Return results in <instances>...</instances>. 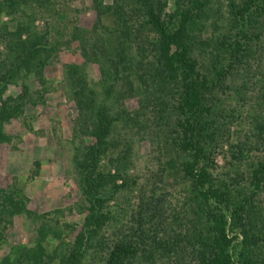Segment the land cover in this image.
<instances>
[{
    "label": "trees",
    "instance_id": "1",
    "mask_svg": "<svg viewBox=\"0 0 264 264\" xmlns=\"http://www.w3.org/2000/svg\"><path fill=\"white\" fill-rule=\"evenodd\" d=\"M39 1L0 0V43H4L0 51V90L4 88L3 84L14 82L15 76L24 70L38 74L40 83H44L38 69L45 66L48 59L44 45L48 26L42 32H36L31 19L18 20ZM115 1L114 11H109L114 23L120 24L142 13L156 36L149 43L139 34L137 26L120 25L115 41L108 39L86 47L83 35H74L82 41L81 55L85 61L98 64L100 77L91 85L85 80L80 66H71L70 71L74 72V77L71 76L74 82L69 76L71 97L77 102L84 121V132L82 130L77 137L79 145L74 149L72 165L86 215L72 248L58 258L59 264H78L77 259L87 249L83 246L102 239L101 232L109 221L116 224L120 221L109 201L116 198L115 193L120 189L133 186L139 187V203L134 210L127 211L130 213L127 224H119L113 232L115 238L103 242L106 250L101 264H130L129 258L135 257L138 245H148V234H152L151 237L156 234L155 237L162 240L154 254L175 256L180 264H264V255L259 253L260 242H264V124L261 121L255 125L258 134L253 140L254 149L261 154L255 158L247 156L242 162L244 150L238 146L236 153L231 152L232 160L226 162V170H222V174L215 173L218 168L215 153L223 149L216 120L209 121L207 116L217 114L207 97L215 87V81L208 77L209 74H203L191 46L194 44L192 31L201 20L207 19L210 0ZM230 5L236 8L235 3L230 2ZM251 5L258 6L261 12L264 0L242 1L238 6L241 18ZM168 6L170 11L162 14ZM96 7L100 15V3ZM262 9L264 12V6ZM6 15L9 19L3 20ZM237 20H233L235 25L230 24L227 29L231 33L238 27L233 41L218 34L220 40L215 38L208 43L218 53H212L204 69L205 72L209 69L218 79L225 74V67L230 69L231 61L238 58L242 41L236 37L247 34ZM253 24L256 28L264 26L257 20ZM23 33H26L24 38ZM130 42L141 44V47L135 46L134 53L129 51L126 55L124 43L130 45ZM117 81L120 88H115ZM256 91V99L264 100V74ZM29 96V90L25 88L17 99H13L12 105L2 100L0 123L21 112L25 98ZM134 96L138 99V107L130 113L122 102L124 98ZM158 118L161 132L164 128L162 120L169 118L175 132L162 133L165 153L157 173L174 180L180 178L182 191H186L187 201L192 202L188 209L182 210L183 214L175 212L172 218L166 214V196H162L153 183L147 189L150 180L146 178L145 184L140 183L139 176L128 170L134 147L132 141L136 139L134 135L136 132L143 136L148 134L149 125L153 122L154 126ZM85 137L93 139L92 143H86ZM2 139L5 137L0 134ZM12 191L0 188V222H10L14 213L24 210V205L17 204ZM25 213L33 219V213L29 210ZM60 232L59 228L42 224L38 228L39 241L30 249L31 260H40L39 254L55 259L54 248L52 252L42 253L43 240L48 236L51 239L60 237ZM185 243L191 245V257L195 259L184 256ZM232 248L236 253L231 251Z\"/></svg>",
    "mask_w": 264,
    "mask_h": 264
},
{
    "label": "rangeland",
    "instance_id": "2",
    "mask_svg": "<svg viewBox=\"0 0 264 264\" xmlns=\"http://www.w3.org/2000/svg\"><path fill=\"white\" fill-rule=\"evenodd\" d=\"M242 1L244 0H210L207 19L201 20V24L195 25L192 31L193 55L201 64L203 74H209L208 77L215 81V87L207 97L217 114L207 116L209 121L216 120L221 131L219 141H222L223 149L215 153V161L218 165L216 174H222V170H226L228 164L226 162L232 160L231 152L236 153L238 146L244 150V157L240 158L242 162L246 161L247 156L255 158L261 154L254 149L253 140H256L258 134L256 123L261 121L264 124V100L256 99L257 86L260 85L264 74V26L260 25L256 28L253 23L257 20L264 24V12H262L264 5H261V12L258 6L251 5L248 13L241 18L242 12L238 6ZM230 2L235 3L236 8L231 6ZM98 3L102 8L100 15L96 7ZM115 4H117L115 0H96V2L41 0L33 5L34 8L26 16L18 18V20L31 19L36 32H42V29L48 26L47 39L44 43L48 59L45 66L38 69L44 80L43 85L38 74L24 70L15 76L14 82H3L4 88L0 90V106L2 100L12 105L13 99H17L25 88H28L31 96L25 98L26 102L21 112L8 121L0 123V134L5 137L0 140V188L13 190L17 204L20 207L24 205V210L19 209L21 213H14L10 222H0V264H59L58 258L63 257L65 251L72 248L74 238L82 227L86 209L83 208L85 202L75 179L72 156L74 149L79 145L77 137L82 130L84 132V121L77 102L71 97L69 76L74 77V72L70 71L71 66H80L81 70H84L85 80L93 85V81L99 79L100 73L96 62L85 61L81 55L82 41L78 37L74 38V35L78 33L83 35L82 40L86 42V47L108 39L115 41L120 25L127 28L129 25L137 26L139 34L149 43L156 36L155 30L147 25L142 13L120 24L114 23L115 19L110 17L109 11H114ZM105 6L109 7L108 10L103 9L106 8ZM170 9V6L163 9L162 14L169 12ZM2 19L8 20L9 17L6 15ZM233 20L244 26L241 28L247 30V34L236 37L242 41L241 51L238 53V58L231 61V68L225 67V74L218 79L209 69L206 72L204 69L208 66V59L212 53H218V50L215 52L208 43L215 38L220 40L221 36L219 37L218 34L233 41L238 27L232 29L231 33L228 32L230 29L227 30L230 24L235 25ZM11 28L13 29L14 26ZM22 37H26V33H23ZM126 44L129 43H124L126 55L129 51L134 53L135 46L141 47V44L133 42H130V45ZM3 48L4 43H0V51ZM41 53L45 55L44 50ZM73 79L71 77L72 82ZM117 87L120 88L118 81L115 83V88ZM94 88L97 90V87ZM122 103L130 113L138 107V99L135 96L124 98ZM162 121L163 132L158 129L160 118L155 119L154 126L153 122L149 125L148 134L144 133V136L133 130V133L136 132L134 135L136 139L132 141L134 147L132 156L129 157L131 161L128 170L139 176L140 183L145 184L148 178L150 184L147 189L152 187L153 183L154 187L162 192V196H166L168 208L166 214L172 218L171 215L175 212L183 214L182 210L188 209L192 202L187 201L186 191H182L180 178L174 180L171 176L157 173L158 164L165 153L162 133H168L169 130L170 134L175 132L173 131L175 129H171L170 118ZM92 140L85 137L86 143H92ZM130 188L120 189L115 193L116 198L109 201L110 208L116 210L115 213L118 214L120 221L117 224L109 221L101 232L102 239L83 246L87 249L77 259L78 264H101L106 250L103 242H111L115 238L113 232L117 231L119 224H127L129 210H134L139 203L137 199L139 187ZM254 203L256 206L259 205L257 201ZM26 210L33 213V219L27 217ZM42 224L49 228H59L61 232L60 237L51 239L48 236L43 240L42 253L52 252L54 248L55 259L39 254L40 260L35 262L31 260L30 249L39 241L38 228ZM151 235L148 234L150 238L148 245H138L137 253L134 258H129V263L180 264L175 256L154 254L153 252L162 244V240L157 239L156 234L153 237ZM260 244L259 253L264 255V242ZM185 245L187 249L184 256L192 260L194 257H191V245L188 243ZM231 251L236 253L235 248Z\"/></svg>",
    "mask_w": 264,
    "mask_h": 264
}]
</instances>
